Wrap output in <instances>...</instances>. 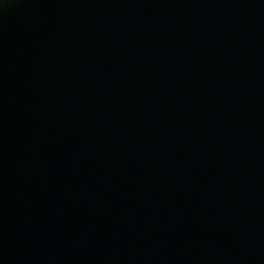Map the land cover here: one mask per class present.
<instances>
[{
	"label": "water",
	"instance_id": "95a60500",
	"mask_svg": "<svg viewBox=\"0 0 264 264\" xmlns=\"http://www.w3.org/2000/svg\"><path fill=\"white\" fill-rule=\"evenodd\" d=\"M0 264H264V0H0Z\"/></svg>",
	"mask_w": 264,
	"mask_h": 264
}]
</instances>
